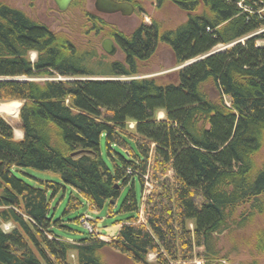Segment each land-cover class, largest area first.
I'll return each mask as SVG.
<instances>
[{
    "label": "trees",
    "instance_id": "16d2710c",
    "mask_svg": "<svg viewBox=\"0 0 264 264\" xmlns=\"http://www.w3.org/2000/svg\"><path fill=\"white\" fill-rule=\"evenodd\" d=\"M117 1L139 12L144 2L171 4L186 15L175 26L141 16L127 33L85 8V0H72L80 10L69 30L85 37L80 43L0 0V101L21 102L22 131L15 139L0 114V264H111L103 248L132 264L194 256L221 264L240 251L248 258L239 264H258L264 256V45L257 40L264 30L257 31L264 27V0ZM105 37L121 59L98 56L97 42ZM162 45L175 65L189 63L136 77ZM218 45L224 49L213 51ZM102 136L112 168L101 156ZM21 168L53 172L61 183L30 184L15 174ZM147 172L154 184L141 221L134 178L142 191ZM130 182L120 210L134 213L116 223L110 240L89 233L71 242L51 230V198L59 189L76 193L69 210L81 200L98 210L113 205Z\"/></svg>",
    "mask_w": 264,
    "mask_h": 264
},
{
    "label": "rangeland",
    "instance_id": "374dc122",
    "mask_svg": "<svg viewBox=\"0 0 264 264\" xmlns=\"http://www.w3.org/2000/svg\"><path fill=\"white\" fill-rule=\"evenodd\" d=\"M10 5H13L20 10H22L24 13L28 14L30 17L38 20L39 22H42L46 24L50 29L56 30V31H63L70 34V37L74 38L75 42H84L83 36L80 34H77L75 31H71L70 25L72 21L78 20V12L79 8L77 7H69L68 9L64 11L58 10L53 0H2ZM93 1L94 0H85V8L91 12H94L93 8ZM144 10L139 12H132L129 15H121L120 13H112L108 16H105V19L109 22L115 24L118 28H120L124 32H131L139 23L140 17L142 16L143 20L146 22L150 21V16H155L158 20H161L166 25L169 26H175L178 23L182 22L185 19V12L181 11L176 6H173L171 4H165L161 8L155 7V4L152 2H144ZM146 10V12H144ZM151 14V15H150ZM257 42L260 43V45L264 44V39L258 40ZM224 49L222 45H218L214 48L213 51H219ZM97 54L98 56H102L106 54L101 50L100 48V42H97ZM36 57L35 52L29 53V59L33 61ZM122 53L121 51H117L116 54L113 56H106L107 61L115 60V59H121ZM179 66L174 64V59L172 52L169 47L167 46H160L156 52L153 54V56L145 63V66L143 68L145 69L143 73L136 77H143V76H154V75H165L167 73L172 72L174 69L179 68ZM98 77V76H97ZM53 79H73L72 77H60L59 75H54L51 77ZM101 78V77H99ZM121 80H128L131 77L128 76H121L118 77ZM36 79H44L41 77H36ZM9 102H16L18 103V108L20 106V102L18 101H9ZM7 101H2L0 103H9ZM18 109L13 113H4L3 111H0V114L5 117V119L12 125L14 129L20 128V123L18 120ZM17 114V116H16ZM163 112L158 111L157 112V118H162ZM128 126L130 128L133 127V122H129ZM134 147L133 143H131ZM115 153H119L125 158H127V152L121 149L118 146H112ZM100 148H101V156L103 160L106 162V164L112 168V158L109 156L104 137H101L100 142ZM135 148V147H134ZM112 156L116 163H120L119 158L112 153ZM15 174L20 177L21 179L25 180L26 182L30 184L37 185L39 184L38 180L43 181H52L55 183H61V180L59 176L53 172H44V171H38L31 168H21L20 171H16ZM148 177V178H147ZM145 182H148L150 187H147L144 183V186L140 187V183L138 179L134 178V192L136 195V198L139 203V209L143 210L144 208V202L146 199V196L148 195V192L151 191L154 182L151 180L148 172L146 174V177H144ZM133 182V181H132ZM131 186V182L124 185L121 189V192L116 199L115 203L113 205H109L107 202L101 209L98 210H92L90 209L85 201H82V206L76 209L70 208V210L67 208L68 200L70 198V194H76L75 191L69 187L65 186V189H59L57 192H55L52 195L51 198V204H50V215L53 219L51 224V230L54 234L62 236L64 238H68L73 241H79L81 239H84L89 236L87 228H85L84 225L80 223V221H76V219L79 216L86 215L91 219L92 221L91 226L94 229V236L102 239V240H108L110 235L117 233L118 225L116 224L118 221H122L123 219H126V217L132 215L134 212H127V211H121V204L123 202V199L125 195L127 194V191L129 190ZM144 189V192H143ZM53 193V190L51 189L48 191V195H51ZM140 210V211H141ZM139 215V213H138ZM96 220V221H94ZM139 220V216H138ZM189 227L192 228V223L189 222ZM10 227L9 223L2 224V228L4 230H7ZM224 234H220V244L222 247V253H225L229 246L226 243V239L223 236ZM50 236V235H49ZM195 250L199 251L200 248H195ZM102 258L106 261H108L111 264H132L131 262H128L123 257L117 256L115 253H113L111 250L107 248H103L101 250ZM154 253H149L148 259L152 260L154 258ZM199 259V256H194ZM248 258V255L246 252L240 251L235 253H229V259L225 260L221 259L219 260L221 264H239L241 260H244ZM194 259V258H193ZM192 259V260H193ZM71 262L74 261V255H70ZM192 260H185V261H179L176 264H191ZM190 261V262H189ZM73 264V263H72ZM214 264H217L216 262ZM258 264H264V256H262L259 259Z\"/></svg>",
    "mask_w": 264,
    "mask_h": 264
},
{
    "label": "water",
    "instance_id": "95a60500",
    "mask_svg": "<svg viewBox=\"0 0 264 264\" xmlns=\"http://www.w3.org/2000/svg\"><path fill=\"white\" fill-rule=\"evenodd\" d=\"M71 1L72 0H53L56 7L60 11L66 10L68 6L70 5ZM94 7L98 12H101V13L110 14V13L120 12L123 15L131 14L134 8L133 5L129 2L117 1V0H94ZM101 48L103 52L106 53L107 55L109 56L114 55L115 46L113 45V42L111 39L109 38L104 39L101 42Z\"/></svg>",
    "mask_w": 264,
    "mask_h": 264
},
{
    "label": "built area",
    "instance_id": "2783aa9c",
    "mask_svg": "<svg viewBox=\"0 0 264 264\" xmlns=\"http://www.w3.org/2000/svg\"><path fill=\"white\" fill-rule=\"evenodd\" d=\"M263 30H264V28L258 30L257 32H260V31H263ZM257 44L260 45L259 42H257ZM144 177H146V174L143 175V179H144ZM144 183L146 184L147 187H150L149 183L145 182V180H144ZM144 183H143V186H144ZM143 192H144V189H143ZM138 216H139V220L143 221V210L139 211V215ZM80 223L82 225H84L85 228H87L88 232L94 233V229L92 228V226L89 223V220H88V218L86 216H83V217L80 218ZM183 264H185V262H183ZM191 264H203V260L201 258L198 259V258L194 257V259L191 261Z\"/></svg>",
    "mask_w": 264,
    "mask_h": 264
},
{
    "label": "flooded vegetation",
    "instance_id": "af4514ba",
    "mask_svg": "<svg viewBox=\"0 0 264 264\" xmlns=\"http://www.w3.org/2000/svg\"><path fill=\"white\" fill-rule=\"evenodd\" d=\"M127 2V1H126ZM130 3V2H129ZM134 7V6H133ZM68 8H69V6H68ZM93 8H94V13L95 14H98V15H100V16H102V18H104L105 19V16H108L109 14H107V13H101V12H98L96 9H95V7H94V1H93ZM132 12H136V9L135 8H133V11ZM115 13H120V12H115ZM110 14H112V13H110ZM121 14V13H120ZM121 15H123V14H121ZM105 21H107L108 23H111V22H109L108 20H106L105 19ZM112 25H115V24H113V23H111ZM120 29V28H119ZM121 30V29H120ZM127 33H129V32H127ZM106 38H109V39H111L110 37H105V38H102L101 39V41H100V48H101V42L104 40V39H106ZM112 40V39H111ZM112 42H113V45L115 46V52H114V54H116V52L117 51H120L119 50V48H118V46H117V44L115 43V41H113L112 40ZM101 50H102V48H101ZM103 51V50H102Z\"/></svg>",
    "mask_w": 264,
    "mask_h": 264
},
{
    "label": "bare ground",
    "instance_id": "6f19581e",
    "mask_svg": "<svg viewBox=\"0 0 264 264\" xmlns=\"http://www.w3.org/2000/svg\"><path fill=\"white\" fill-rule=\"evenodd\" d=\"M18 105L16 102L0 103V111L13 113L18 109Z\"/></svg>",
    "mask_w": 264,
    "mask_h": 264
},
{
    "label": "crops",
    "instance_id": "0c3cea01",
    "mask_svg": "<svg viewBox=\"0 0 264 264\" xmlns=\"http://www.w3.org/2000/svg\"><path fill=\"white\" fill-rule=\"evenodd\" d=\"M10 101H18V100H10ZM0 102H2V101H0ZM7 102H9V101H7ZM18 102H20V101H18ZM4 113H7L8 114L9 112H4ZM13 135H14V138L15 139H21L22 138V131H21V129L19 127L17 129H14L13 128ZM115 235H116V233H114V234H112L110 236L111 237H114ZM65 239H67L68 241H70V239H68V238H65ZM71 242H73V240H71Z\"/></svg>",
    "mask_w": 264,
    "mask_h": 264
}]
</instances>
